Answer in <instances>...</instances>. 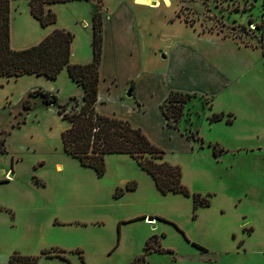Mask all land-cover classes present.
<instances>
[{
    "label": "rangeland",
    "instance_id": "1",
    "mask_svg": "<svg viewBox=\"0 0 264 264\" xmlns=\"http://www.w3.org/2000/svg\"><path fill=\"white\" fill-rule=\"evenodd\" d=\"M76 1L58 3L67 12L52 7L57 22L48 29L71 30V63H87L94 58V16L101 18L97 110L142 127L164 158L182 167L190 191L210 204L195 208L192 196L163 193L129 154L106 155L102 176L68 154L62 132L70 122L36 91H50L78 111L82 87L69 75L5 77L10 92L0 96L7 148L0 176L9 173L0 182V264H10L15 251L41 255L53 247L65 249L68 259L41 256L38 264H264L261 1L170 0L166 6L160 0L158 7ZM12 9V46H30L42 35L29 0H12ZM16 79L15 92L7 83ZM172 95L185 97L176 121ZM164 110L176 127L168 126ZM132 183L134 190L127 188Z\"/></svg>",
    "mask_w": 264,
    "mask_h": 264
},
{
    "label": "trees",
    "instance_id": "2",
    "mask_svg": "<svg viewBox=\"0 0 264 264\" xmlns=\"http://www.w3.org/2000/svg\"><path fill=\"white\" fill-rule=\"evenodd\" d=\"M68 1L73 0H29V4L31 13L46 27L57 22V14L50 5ZM255 1H261L263 10L262 19L256 23V29L261 33L259 46L264 54V0ZM96 17L95 15L93 23L94 58L87 63H71L72 42L75 34L64 28L54 29L41 41L29 47L14 48L11 43L12 0H0V76L20 77L36 74L55 79L65 68H68L72 79L84 89L83 103L78 111L70 112L68 109L70 102L59 103L58 97L49 91L42 89L36 91L47 105L57 106L62 119L70 122L69 127L62 132L63 147L68 154L78 158L83 165L94 168L100 176L107 171L106 155L129 154L151 174L163 193L173 192L192 196L195 208L199 205H209L210 200L202 193L190 191L183 182L182 167L166 160L165 150L153 142L142 127L135 126L129 119L111 116L97 110L104 30L101 18ZM245 28L249 31L248 27L245 26ZM184 99L182 95H172L170 99L174 121L182 115ZM24 108L29 110L30 104L26 103ZM163 113L167 118L168 126L176 127V123L171 120L172 115L165 110ZM4 142L6 139L3 141L0 138V153L7 151ZM6 181V179L0 180V182ZM136 187V183L127 185L130 190ZM65 252V249L59 247L44 249L41 255L22 254L15 251L10 255L9 262L10 264H38L41 256L68 259Z\"/></svg>",
    "mask_w": 264,
    "mask_h": 264
},
{
    "label": "crops",
    "instance_id": "3",
    "mask_svg": "<svg viewBox=\"0 0 264 264\" xmlns=\"http://www.w3.org/2000/svg\"><path fill=\"white\" fill-rule=\"evenodd\" d=\"M71 1H68V2H66V4H68V3H70ZM73 2L74 3H76V2H78V1H76V0H73ZM63 3V2H62ZM63 5V4H58V3H55V4H52V5H50V7L52 8V7H58V8H60V9H62V11L64 12H67L66 10H65V8L64 7H66L67 5ZM30 5V4H29ZM31 8V7H30ZM13 10V9H12ZM53 10V9H52ZM54 11V10H53ZM55 12V11H54ZM56 14H57V12H56ZM30 18L32 19V22L34 23V28H35V30H36V32H37V35H42V37H40L36 42H34V43H32L31 45H33V44H36V43H38L39 41H41L45 36H47L52 30H50V29H48V26H43L42 24H41V22L31 13L30 14ZM73 18H75V16L73 17ZM60 21V15L58 16V22ZM42 27H45L44 29L42 28ZM65 29V28H64ZM13 30V29H12ZM68 30V29H67ZM71 31V30H70ZM13 34V33H12ZM12 42H13V38H12V40H11ZM30 45V46H31ZM27 47H29V46H27ZM22 48H25V47H22ZM72 54L73 55H71V60H73V59H75V51H74V49H73V43H72ZM103 58V57H102ZM70 60V61H71ZM102 64V63H101ZM103 67L101 68V81L103 80ZM66 75H69V78H70V80L72 81L73 79H72V77L70 76V74H69V72H68V70H67V68H65L61 73H60V77L61 76H66ZM35 76H45V75H36V74H26V75H23L22 77H20V78H33V77H35ZM46 77V76H45ZM59 77V76H58ZM10 78V77H9ZM19 78V79H20ZM48 78V77H47ZM6 78L4 77V76H0V96L1 97H4V98H6L7 96H8V94H9V92H10V90H7V89H5V85H3L4 84V80H5ZM19 79H16V80H10V83H7L8 84V86H9V88H12L15 92L17 91L16 90V88H14V83H16V82H18L19 81ZM9 80V79H8ZM73 81H75V80H73ZM75 83H77L76 81H75ZM77 85H79V86H81L82 87V85H80V84H78L77 83ZM100 88H101V83H100ZM42 90H44V89H42ZM50 92V91H49ZM4 93H6V95H4ZM54 94V93H53ZM83 94H84V89H83V87H82V96H83ZM56 95V94H55ZM144 130V129H143ZM147 134V133H146ZM13 160V159H12ZM61 171V170H60ZM63 171V170H62ZM8 173H9V170H7L6 171V174L4 175V176H0V180H4V179H6V176L8 175ZM11 174H13V173H11ZM61 248V247H60ZM47 258V257H46Z\"/></svg>",
    "mask_w": 264,
    "mask_h": 264
},
{
    "label": "bare ground",
    "instance_id": "4",
    "mask_svg": "<svg viewBox=\"0 0 264 264\" xmlns=\"http://www.w3.org/2000/svg\"><path fill=\"white\" fill-rule=\"evenodd\" d=\"M135 3L140 5H147L150 7H158L161 6L162 2L160 0H135ZM163 3L166 6H170V0H163Z\"/></svg>",
    "mask_w": 264,
    "mask_h": 264
},
{
    "label": "water",
    "instance_id": "5",
    "mask_svg": "<svg viewBox=\"0 0 264 264\" xmlns=\"http://www.w3.org/2000/svg\"><path fill=\"white\" fill-rule=\"evenodd\" d=\"M128 95L131 96V93H129ZM11 176H13V174H11ZM154 219H155L154 216L149 217V220H154Z\"/></svg>",
    "mask_w": 264,
    "mask_h": 264
}]
</instances>
